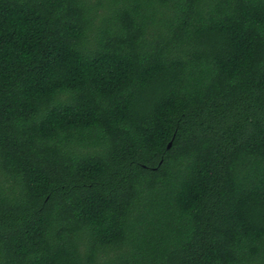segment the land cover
Masks as SVG:
<instances>
[{
  "label": "trees",
  "instance_id": "16d2710c",
  "mask_svg": "<svg viewBox=\"0 0 264 264\" xmlns=\"http://www.w3.org/2000/svg\"><path fill=\"white\" fill-rule=\"evenodd\" d=\"M0 264H264V0H0Z\"/></svg>",
  "mask_w": 264,
  "mask_h": 264
},
{
  "label": "water",
  "instance_id": "95a60500",
  "mask_svg": "<svg viewBox=\"0 0 264 264\" xmlns=\"http://www.w3.org/2000/svg\"><path fill=\"white\" fill-rule=\"evenodd\" d=\"M173 142H170L169 145H168V148L170 149L171 146H172Z\"/></svg>",
  "mask_w": 264,
  "mask_h": 264
}]
</instances>
